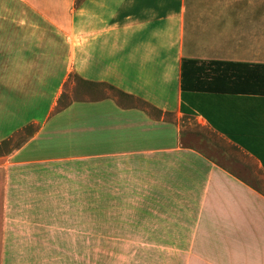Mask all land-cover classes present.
<instances>
[{
  "label": "crops",
  "instance_id": "obj_1",
  "mask_svg": "<svg viewBox=\"0 0 264 264\" xmlns=\"http://www.w3.org/2000/svg\"><path fill=\"white\" fill-rule=\"evenodd\" d=\"M15 2L37 30L0 34V264H76V199L120 202L105 225L131 264H264V60L209 50L189 0ZM72 77L120 96L61 104ZM193 124L247 161L192 145Z\"/></svg>",
  "mask_w": 264,
  "mask_h": 264
},
{
  "label": "rangeland",
  "instance_id": "obj_2",
  "mask_svg": "<svg viewBox=\"0 0 264 264\" xmlns=\"http://www.w3.org/2000/svg\"><path fill=\"white\" fill-rule=\"evenodd\" d=\"M12 2L16 3L15 0H0V34L37 30L30 25L10 23L11 20H15L14 18L24 17L25 13L24 7L15 8ZM189 2L193 12V31L196 36H201L209 50L225 58L264 60V0H189ZM9 47L7 40L0 39L1 71L7 70L10 64ZM57 83L58 74L50 77L47 82L48 98L51 97ZM75 87L85 92L120 96L112 89L94 88L72 77L61 104L66 102V99H70L71 90ZM76 98L79 97L76 96ZM93 127L95 128L94 134L100 135L99 126ZM187 128L192 145L201 147L209 155L216 157L219 153H226L238 160L247 161L242 154L208 130L195 127L194 124L192 127L188 125ZM29 132H25V135ZM23 136L22 134L20 138ZM96 139L101 138L96 137ZM4 148L6 149L5 145L0 151ZM105 151H110V149L104 142H101L91 146L88 153L98 154ZM90 192H95V195L104 193L105 186L76 185V198L88 196ZM106 207L111 214L114 212V218L122 208L120 202L76 199V264H131L136 262L134 260L138 256V250L122 249L117 246L119 245L117 240L121 236L120 232L116 231L119 227L105 225Z\"/></svg>",
  "mask_w": 264,
  "mask_h": 264
}]
</instances>
